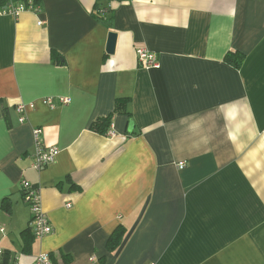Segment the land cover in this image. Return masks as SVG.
Masks as SVG:
<instances>
[{
	"label": "crops",
	"instance_id": "1",
	"mask_svg": "<svg viewBox=\"0 0 264 264\" xmlns=\"http://www.w3.org/2000/svg\"><path fill=\"white\" fill-rule=\"evenodd\" d=\"M97 4L113 10L110 27ZM36 5L0 16V264L50 253L71 264H264V0ZM141 48L158 67L140 65ZM230 52L245 56L240 68ZM118 98L130 99L127 114L115 113ZM107 117L113 137L91 129ZM36 128L58 149L41 171L31 168ZM24 180L54 227L30 254Z\"/></svg>",
	"mask_w": 264,
	"mask_h": 264
},
{
	"label": "built area",
	"instance_id": "2",
	"mask_svg": "<svg viewBox=\"0 0 264 264\" xmlns=\"http://www.w3.org/2000/svg\"><path fill=\"white\" fill-rule=\"evenodd\" d=\"M24 11H32L38 13L40 11V7L36 4L27 5L26 3H9L4 8L0 9V16L11 15L14 17H19L20 14ZM41 24L42 23L40 22L39 25ZM137 56L138 61L142 67L152 68L159 66L158 55L155 52H152L146 48H141L137 50ZM70 101L71 99L69 98H59V102L62 105H66L70 103ZM45 103L49 104L52 108L56 107V104L53 102L52 98H47L45 100ZM23 109L24 106H19L17 108L18 113L21 114V122L24 121ZM33 135L35 142V151L33 154L31 168L37 171H41L55 162L58 154V149L55 147H47L44 144L41 136V129H34ZM106 135L110 137L115 136V132L112 130V126ZM184 167L185 162H180L179 168L182 169ZM21 189L23 199L32 212V219L30 225L33 229L35 236L37 238H42L44 236L50 235L53 232L54 227L48 215L44 212L42 208L40 192L38 188H36L29 181L24 180L21 183ZM1 231H4V229L1 228ZM3 253V250H0V255H2ZM33 264H54V262H52L48 254H42L35 260Z\"/></svg>",
	"mask_w": 264,
	"mask_h": 264
},
{
	"label": "trees",
	"instance_id": "3",
	"mask_svg": "<svg viewBox=\"0 0 264 264\" xmlns=\"http://www.w3.org/2000/svg\"><path fill=\"white\" fill-rule=\"evenodd\" d=\"M12 2L15 4L26 3L27 5H29V4H38L39 0H13ZM12 2L9 1L0 2V7L5 6ZM93 15L97 19V21L103 24L104 26L110 27L112 25L113 10L111 8L107 6H103V4L102 5L97 4ZM244 60H245V56L237 52L236 53L230 52L226 56V61L232 64V66L236 68H240L244 63ZM129 102H130L129 98H118L116 100L115 113L127 114ZM111 126H112L111 117H107V118H101L100 120L95 122L92 125L91 129L94 132H97L102 135H106L108 131L111 129ZM2 207L7 213L11 212V204L8 200L3 201ZM125 233L126 230L124 227H120L118 228L117 231H115V233L112 235V237L110 238L107 244V248L110 252H114L120 247L124 239ZM21 236L23 239V252L25 254H30L32 252V247L36 239V236L33 233V229L30 224L21 233ZM48 255L52 260V262H54V264H71L73 262V257L70 255H66L64 253H60L58 257L54 253H50ZM4 263H8V258L4 260Z\"/></svg>",
	"mask_w": 264,
	"mask_h": 264
},
{
	"label": "water",
	"instance_id": "4",
	"mask_svg": "<svg viewBox=\"0 0 264 264\" xmlns=\"http://www.w3.org/2000/svg\"><path fill=\"white\" fill-rule=\"evenodd\" d=\"M116 44H117V34L114 32H111L108 37V43H107V53L108 54H114L116 50ZM134 129V121L130 120L129 122V133L132 134Z\"/></svg>",
	"mask_w": 264,
	"mask_h": 264
}]
</instances>
